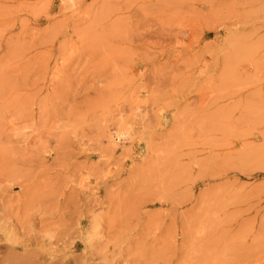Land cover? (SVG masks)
Returning <instances> with one entry per match:
<instances>
[{
    "label": "rangeland",
    "instance_id": "obj_1",
    "mask_svg": "<svg viewBox=\"0 0 264 264\" xmlns=\"http://www.w3.org/2000/svg\"><path fill=\"white\" fill-rule=\"evenodd\" d=\"M0 264H264V0H0Z\"/></svg>",
    "mask_w": 264,
    "mask_h": 264
},
{
    "label": "bare ground",
    "instance_id": "obj_2",
    "mask_svg": "<svg viewBox=\"0 0 264 264\" xmlns=\"http://www.w3.org/2000/svg\"><path fill=\"white\" fill-rule=\"evenodd\" d=\"M126 135H127V133H126V132H123V133L119 134V137L121 138V137L126 136ZM4 232H5V237H6V239H7V240H10V238H9V233H10V231L7 230V229H4Z\"/></svg>",
    "mask_w": 264,
    "mask_h": 264
}]
</instances>
